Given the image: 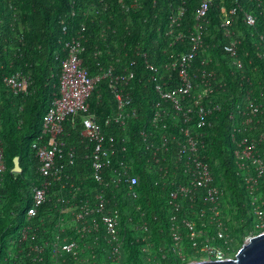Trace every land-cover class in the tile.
<instances>
[{
    "label": "built area",
    "instance_id": "1",
    "mask_svg": "<svg viewBox=\"0 0 264 264\" xmlns=\"http://www.w3.org/2000/svg\"><path fill=\"white\" fill-rule=\"evenodd\" d=\"M254 1L262 14L264 0ZM224 2L198 0L192 25L183 29L187 1L179 0L164 29L169 41L161 59H150L139 45L131 52L141 64L127 53L113 56L95 46L93 72L84 65V25L63 43L56 90L48 96L40 134L31 144L35 167L28 191L21 190L27 199L24 221L6 235L0 264H134L133 248L143 264L189 254L223 259L237 241L238 225L246 224L251 236L264 231V89L262 83L254 88L245 74L243 38L233 30L238 18L255 27L257 16L237 2ZM212 6L219 14L214 33L209 31ZM122 7L129 12L138 0ZM103 27L99 39L106 44L107 30L116 29ZM61 30L66 34L63 21ZM259 38L256 56L264 62V34ZM214 49L224 54L231 74L240 73V97L233 102L225 76L210 67L208 51ZM105 55L111 58L105 61ZM138 68L146 76L138 75ZM2 83L13 96L23 97L30 77L17 70L4 75ZM138 89L147 100L145 112L135 98ZM225 103H230L228 155L244 192L242 214L228 205L218 161L209 154ZM137 122L145 170L166 193V228L157 229V239L128 146ZM81 166L82 178L74 180L70 170ZM13 167L8 168L0 135V190L9 171L22 172ZM4 203L0 194V218Z\"/></svg>",
    "mask_w": 264,
    "mask_h": 264
},
{
    "label": "trees",
    "instance_id": "2",
    "mask_svg": "<svg viewBox=\"0 0 264 264\" xmlns=\"http://www.w3.org/2000/svg\"><path fill=\"white\" fill-rule=\"evenodd\" d=\"M9 1L11 2L10 4L13 3L26 7L29 13L30 26L29 37L26 34L24 36L22 32L21 39L18 40L13 35L14 39H10L14 43L13 47H5L10 42L0 44V55L3 57L8 56V61L12 62L11 68L5 67L4 69H0V109L1 105L4 104V109L14 125L21 126L24 124L26 129V133L17 130L9 134L11 126L9 129H7L9 125L7 127L4 126L8 124V120L5 121L2 111H0V135L5 144V157L8 168H12V158L15 156L19 158L22 168V172L16 175L9 171L4 188L0 190V194L5 198L3 215L0 218V260L2 257V245L4 244L6 235L17 226V222L24 221L23 215L27 199L23 196L21 190L28 191L30 178L34 176L35 167L31 144L40 134L42 115L49 104L48 96L56 90L60 60L65 56L63 43L74 36L80 30L81 25H84L88 38V49L83 55L84 65L93 72L96 70L93 58L95 46L104 51H110L113 56L119 55L124 58V54L127 53L128 58H134L135 56L131 52V49L135 45H139L143 52L148 53L150 59H161V49L169 41L168 36L164 33V29L168 23L171 10L179 3V0H138V7L128 12V15L134 19V22L136 20L137 25L131 19L129 22H122L117 27L115 25L117 20L116 11L113 5V3L116 4V0H112L114 1L112 4L110 3L111 0ZM186 1L185 15L182 20L183 29H187L192 25L195 9L198 4V0ZM234 2L254 12L257 16L255 27L248 28L244 26L238 18L233 25V30L236 34L240 32L243 38L239 50L245 61V74L250 76L254 88H258L257 84L259 81H262L264 89V77H260L257 73V71H260L262 76H264V62L256 56V46H260L261 43L259 34H264V10L262 14H259V12H262V9L257 7L254 0H225L224 3L226 6H229ZM104 4L107 5L106 9L103 7ZM208 14L210 19L209 31L214 33L213 27L219 21L218 9L212 6ZM121 16L125 17L126 12L122 11ZM61 21L67 26L66 34L61 30ZM11 22V19H9V23ZM102 26H104L105 30L108 29L107 26L111 29H116L115 33L107 30L106 44L99 39ZM6 31L10 34L7 29ZM153 36L163 38V42L151 43L150 39ZM208 53L211 54L213 59L210 67L225 76L228 83L227 87L231 91L232 102L237 100L240 97V91L238 90L240 89L239 83L241 82L240 73L231 74L226 58L219 49L210 50ZM245 53L249 55L248 58L252 60L253 64H250ZM103 58L107 61L111 57L105 55ZM135 59L138 60V64L142 63L141 58L135 57ZM17 70L29 74L30 77L28 93L23 97L13 96L2 83L4 75H9ZM137 73L138 75L143 74L146 76V73L142 72L139 68ZM141 90L138 89L135 92V98L143 105L142 110L145 112L147 110V100L145 99V95L141 94ZM102 99L106 105L107 96L104 95ZM229 106L230 103H225L224 109L219 115L217 131L214 135L212 150L209 154L218 161V175L220 174L222 177L219 181L226 190L228 205L232 210L235 208L238 213L242 214L243 211L240 205L244 199V192L234 175L232 160L228 155L227 149V114ZM19 107H22V111H19ZM138 123L131 126L128 146L130 156L134 159V169L139 176V191L146 212V218L151 225L153 236L157 239V229H163V226L166 225V221H164L166 211L163 209L166 193L163 192L162 188L154 184L152 175L145 170L147 164L143 157L144 147L142 139L138 135L140 130ZM67 126L69 127V124ZM71 134L75 135V131H72ZM9 142L12 143L13 148L11 156H8ZM70 175L74 180L81 179L82 166L70 170ZM53 189L55 190L56 187H53ZM13 213L16 216L13 217ZM232 216H235V214L233 213ZM244 226L246 224H240L235 230L237 239L241 238L248 231V229L245 231ZM164 227L166 228V226ZM131 254L134 264H143L136 257L135 248L131 249Z\"/></svg>",
    "mask_w": 264,
    "mask_h": 264
},
{
    "label": "rangeland",
    "instance_id": "3",
    "mask_svg": "<svg viewBox=\"0 0 264 264\" xmlns=\"http://www.w3.org/2000/svg\"><path fill=\"white\" fill-rule=\"evenodd\" d=\"M130 1L129 0H116V4L113 3L114 1H112V0L110 1L111 4L113 3L114 9L116 11L117 20H116L115 25L117 27L120 24H122V22H125V21L129 22L132 19V17H130L128 15V12L125 11V8H122V4L130 5ZM120 2H121V4L119 5ZM10 3L11 2L9 0H0V44L3 43V42L4 43L10 42V44L5 46L7 48L8 47H13L12 45L14 43H12V40H10V39H14L13 35L18 40L21 39V33L22 32L24 33V36L26 34V36L29 37V26H30L29 13L27 12L26 7H24L23 5L19 6V5H16V4H13V3L10 4ZM122 11L126 12V16L125 17L121 16ZM9 19H11V21H12L11 23H9ZM132 20L134 22V19H132ZM135 22H136V20H135ZM135 22H134V24H135ZM136 25H137V22H136ZM6 29L10 32L11 35L6 31ZM135 34H137V33H135ZM150 42L151 43H162L163 42V38H161L159 36L158 37L157 36H153V37H151ZM245 54H246V57H247L248 61L250 62V64H253L252 60L248 58L249 55L247 53H245ZM4 57L2 55H0V69H4L5 67L6 68H9V67L11 68L12 67V62L8 61V56L7 57L4 56ZM254 67H256V66H254ZM257 73H258V75L260 77H264V76H262V73L260 71L259 72L257 71ZM261 82L262 81H259V83H261ZM30 95H31V93H30ZM3 109H4V104L1 105L0 111H2V113L4 115V118H5V121L8 120V124L7 125L5 124L4 126L7 127L9 125L7 127V129H9L10 126H11V128L9 129L10 130L9 134H11V133H13L14 131H17V130L24 131V133H26V129H25L24 124L21 125V121H20V125L21 126L14 125L13 121L8 116V114L5 111V109L4 110ZM5 130H6V128H5ZM11 142H9V146H8V156H11V153H12V150H13ZM16 157L17 156L13 157L12 161ZM9 158H11V157H9ZM248 236H251V232L250 231H247L245 234H243L241 236V238L237 239V241L235 242V244L233 246L232 251L227 253L226 257L233 258L235 256L238 248L241 246V244L245 241V239Z\"/></svg>",
    "mask_w": 264,
    "mask_h": 264
},
{
    "label": "water",
    "instance_id": "4",
    "mask_svg": "<svg viewBox=\"0 0 264 264\" xmlns=\"http://www.w3.org/2000/svg\"><path fill=\"white\" fill-rule=\"evenodd\" d=\"M13 164L14 171H21L18 157L13 160ZM188 264H264V231L246 238L233 258L202 260Z\"/></svg>",
    "mask_w": 264,
    "mask_h": 264
},
{
    "label": "flooded vegetation",
    "instance_id": "5",
    "mask_svg": "<svg viewBox=\"0 0 264 264\" xmlns=\"http://www.w3.org/2000/svg\"><path fill=\"white\" fill-rule=\"evenodd\" d=\"M204 259L194 257L192 255H187L184 259L178 258V257H170L165 260H160L157 264H188L191 262H196V261H202Z\"/></svg>",
    "mask_w": 264,
    "mask_h": 264
},
{
    "label": "bare ground",
    "instance_id": "6",
    "mask_svg": "<svg viewBox=\"0 0 264 264\" xmlns=\"http://www.w3.org/2000/svg\"><path fill=\"white\" fill-rule=\"evenodd\" d=\"M227 258H231V257H227Z\"/></svg>",
    "mask_w": 264,
    "mask_h": 264
}]
</instances>
